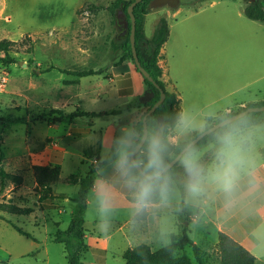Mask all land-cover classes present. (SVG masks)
Returning a JSON list of instances; mask_svg holds the SVG:
<instances>
[{
  "label": "rangeland",
  "instance_id": "rangeland-1",
  "mask_svg": "<svg viewBox=\"0 0 264 264\" xmlns=\"http://www.w3.org/2000/svg\"><path fill=\"white\" fill-rule=\"evenodd\" d=\"M179 1L183 5L192 3L197 8L209 9L213 0ZM261 1L264 6V0ZM112 2L113 0H0V41L8 39L16 42L8 53L0 50V72H7L9 79L7 88L0 92V153L5 155L3 168L12 176L21 178L20 181L14 178L2 181L0 178V204H15L33 209L29 215L0 212L4 217L0 219V264H67L64 245L54 242L53 235L58 229L65 230L68 227L78 205L79 193L83 187L89 186V180L93 177L92 168L96 162L92 165L88 161L81 163L78 154L85 145L81 141L72 142L70 150L73 155H67L61 172L65 183H59L60 179L56 182L59 184L56 191L64 194L41 201L33 170L37 164L35 156L39 154L37 151L42 145L51 141L50 144L55 145V142L45 137L49 131L47 124L35 123L39 128H34L32 119L51 109L48 100L40 99H48L49 88H56V78L60 77L54 71L56 67L105 72L119 58L121 50H115L113 44L118 45L125 34V20L122 18L116 24L108 11H87L89 5L109 6ZM157 2L171 3L172 0ZM227 4L229 3L223 2L216 9L220 10ZM120 15L123 17V14ZM157 18L158 14L155 12L147 17L145 33L149 37L153 35L156 27L153 21ZM180 19L181 17L178 20ZM230 52L235 54L234 49ZM8 58L13 62L8 63ZM169 61L172 60L169 58ZM108 84L107 79L97 76L83 78L82 92L100 90L106 97L105 102H99L96 106L82 100L83 109L100 111L103 106H109L111 99L103 91V87L107 90ZM257 85L264 89V78L255 86ZM73 110L72 106L66 111ZM11 116L25 117L30 122H5ZM52 193L54 195L53 187ZM93 219L94 214L88 213V230L92 228ZM188 220H185L183 213L178 215V234L187 225L188 235L201 249L205 264H220L218 236L210 221L200 217L194 224L191 212ZM12 225L35 236L38 242L21 235ZM146 230L147 227L139 230L142 232L140 241L145 242ZM110 242V253L112 251L114 254L125 243L121 233L114 235ZM153 247L155 250L161 246L156 241ZM184 253L196 263L192 247L178 251L177 255ZM91 256L86 258V263L90 264L93 259ZM110 264H125V260L122 256L116 257Z\"/></svg>",
  "mask_w": 264,
  "mask_h": 264
},
{
  "label": "crops",
  "instance_id": "crops-1",
  "mask_svg": "<svg viewBox=\"0 0 264 264\" xmlns=\"http://www.w3.org/2000/svg\"><path fill=\"white\" fill-rule=\"evenodd\" d=\"M256 1L260 4L262 2ZM223 2L229 4L217 10L216 8ZM249 2L250 0L247 2L245 0H213L209 5V9L212 10H209L203 7L197 8L192 3L183 5L178 0L174 7L163 5L145 14L144 33L147 17L153 12L158 14L153 25L156 23L157 27L161 17H165L169 24V37L161 49L159 64L163 69L162 79L166 88L178 95L180 107L234 112L250 103L264 102V89L258 85L255 86L264 78V21L252 20L245 16L244 9ZM261 6L264 9L263 4ZM179 17H181L180 20H178ZM145 36L150 39L153 35L149 37L145 33ZM233 49L235 54L230 52ZM169 58L172 61H169ZM115 62L107 71L88 76H97L109 81L107 90L105 91L103 87V91L104 94H108L111 101L109 106H103L100 111L83 109L81 102L87 100L92 102V106L105 102L106 97L103 92L100 90L82 92L81 82L86 77L79 78L60 70L66 68L54 69L60 75L56 78L57 86L50 87L49 98H42L40 101L48 100L51 108L66 111L73 106L74 110L79 108L99 115L82 117L74 123L57 125L46 123L49 131L46 132L45 137H48L50 141L54 140L55 145L50 144L52 141L42 145L37 151L39 154L35 156L36 165H60L62 172L67 155H73L70 146L72 142L77 141L85 145L78 154L81 163L88 161L92 165L100 158L103 140L110 127L125 124L128 120L137 121L140 118L145 111L142 97L149 89L131 61L117 66L114 65ZM242 92L244 94L238 95ZM234 95L237 96L234 97ZM230 97L233 98L227 100ZM128 105L131 106L130 109H125ZM115 110L122 111L113 115L112 112ZM35 123L45 125V122H34V128H39ZM64 180L65 178L60 175L59 183ZM58 185V183L52 185L55 196L64 194V192L56 191ZM88 213L93 212L92 202L87 197L84 229L89 249L84 254V264H88L86 258L91 255L93 259L90 260V264H110L112 259L120 256L123 258L127 249L140 244H147L154 248L156 240L152 229L147 227L146 243L140 241L142 232L131 229L123 209L112 219L107 235L100 234L95 217L92 220V228L87 229ZM201 217L210 221L217 236L219 232L229 235L257 258V264H264V257L254 251L251 243V232L258 219L256 216L243 211L226 213L222 205L216 202L211 210ZM118 233H121L125 243L116 254L112 251L110 253V241ZM64 255H66L65 250Z\"/></svg>",
  "mask_w": 264,
  "mask_h": 264
},
{
  "label": "clouds",
  "instance_id": "clouds-1",
  "mask_svg": "<svg viewBox=\"0 0 264 264\" xmlns=\"http://www.w3.org/2000/svg\"><path fill=\"white\" fill-rule=\"evenodd\" d=\"M151 116L105 135L87 193L100 234L123 209L133 231L148 227L172 250L178 215L191 212L195 224L219 202L258 218L251 243L264 257V122L186 107Z\"/></svg>",
  "mask_w": 264,
  "mask_h": 264
},
{
  "label": "trees",
  "instance_id": "trees-1",
  "mask_svg": "<svg viewBox=\"0 0 264 264\" xmlns=\"http://www.w3.org/2000/svg\"><path fill=\"white\" fill-rule=\"evenodd\" d=\"M134 0H113L109 6L92 4L87 7L89 12L108 11L112 17L114 23L118 24L122 18L123 32L125 33L118 45L113 44L115 50H121V54L114 65H120L124 62L131 61L136 70L142 75L144 83L149 90L155 93L154 98L149 102L143 104L145 111L137 120L142 122L144 115L147 111L160 99V89L150 82L139 71L133 58L130 34L132 28L131 17L128 14V7ZM178 0H172L171 3H159L157 0H143L137 4L134 8V14L136 17V32H135V44L139 60L142 66L150 73L153 80L160 86L165 92L164 102L156 109L150 119L154 120L160 116H168L175 113L180 108V100L176 93L167 90L166 85L162 79L163 69L159 64L161 59V49L166 43L169 37V24L165 17H161L159 23L154 31L153 36L148 39L144 33V16L150 11L160 8L163 5L176 6ZM123 14V17H121ZM246 17L252 20L264 21V9L261 4L256 2H249L244 9ZM28 39L30 37H27ZM16 42L3 39L0 41V50L8 53L11 47ZM9 57V56H8ZM13 62L11 58H8V63ZM66 74H72L76 77L83 78L92 75H98L102 73V70H66L60 69ZM264 102L250 103L246 107L239 109L238 111L231 112L233 115L246 110L249 107L263 106ZM130 105L125 106V109H130ZM122 110H115L113 115L121 113ZM254 120L264 122L263 112H251L248 113ZM95 112L82 111L76 108L74 111L67 112L63 109L51 108L49 111H44L32 119V122H45L48 125H57L61 123H74L80 120L82 117L98 116ZM5 122L10 124H27L30 122L25 117L11 116ZM5 122H2L3 124ZM4 153H0V178L2 181L5 179L14 178L21 180L19 177H14L9 174L3 168ZM94 167L92 168V173ZM36 183L40 189L41 201L56 197L52 193V185L55 184L61 175L60 165H35L33 167ZM75 181V180H73ZM92 183V178L89 180V186L83 187L79 193L78 205L76 206L73 216L69 222L68 227L65 230L58 229L53 235V241L64 245L65 256L67 264H84V254L88 252V245L85 239V210L87 206V193ZM0 212L15 214V215H29L33 212L30 207H19L15 204H0ZM189 211L183 212L184 218L188 220ZM3 215L0 214V219H3ZM21 235L38 242V239L30 233L24 231L16 225H12ZM176 241L173 249L168 250L160 247L157 250H153L150 245L140 244L134 248L127 249L123 254L125 264H205L202 256L201 249L188 235V227L184 225L183 231L178 236L174 237ZM186 247H192L196 259V263H193L187 254L177 255L178 251L184 250ZM218 250L220 256V264H257V258L240 243L236 242L229 235L219 232L218 233ZM174 253V254H173Z\"/></svg>",
  "mask_w": 264,
  "mask_h": 264
},
{
  "label": "water",
  "instance_id": "water-1",
  "mask_svg": "<svg viewBox=\"0 0 264 264\" xmlns=\"http://www.w3.org/2000/svg\"><path fill=\"white\" fill-rule=\"evenodd\" d=\"M143 0H134L131 5L128 7V14L131 17L132 21V28H131V34H130V41H131V47H132V53H133V58L136 66L138 67L139 71L143 74L145 78H147L150 82H152L156 88L160 89L161 96L160 99L147 111V113L144 115L147 116L149 113H154L156 109L164 102L165 100V92L160 88V86L153 80L152 76L150 73L142 66L139 56L137 53L136 49V44H135V32H136V17L134 14V8L137 4L141 3ZM256 0H250V2H255ZM155 93L152 90H148L144 96L142 97V102L147 103L149 102L152 98H154ZM153 110H155L153 112ZM264 111V105L263 106H257V107H249L246 110L239 112L234 115H240L243 113H251V112H263ZM144 119V118H143Z\"/></svg>",
  "mask_w": 264,
  "mask_h": 264
},
{
  "label": "built area",
  "instance_id": "built-area-1",
  "mask_svg": "<svg viewBox=\"0 0 264 264\" xmlns=\"http://www.w3.org/2000/svg\"><path fill=\"white\" fill-rule=\"evenodd\" d=\"M8 73L5 71L0 72V92H3L8 85Z\"/></svg>",
  "mask_w": 264,
  "mask_h": 264
}]
</instances>
